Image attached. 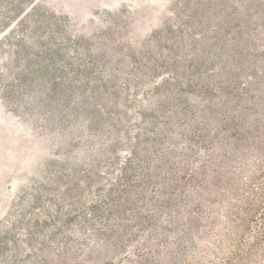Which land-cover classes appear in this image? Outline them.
<instances>
[{"label":"rangeland","instance_id":"374dc122","mask_svg":"<svg viewBox=\"0 0 264 264\" xmlns=\"http://www.w3.org/2000/svg\"><path fill=\"white\" fill-rule=\"evenodd\" d=\"M206 102L264 107V0H0V264L240 263L146 200Z\"/></svg>","mask_w":264,"mask_h":264},{"label":"trees","instance_id":"16d2710c","mask_svg":"<svg viewBox=\"0 0 264 264\" xmlns=\"http://www.w3.org/2000/svg\"><path fill=\"white\" fill-rule=\"evenodd\" d=\"M244 110L216 114L206 102L200 110L189 111L186 146L178 151L174 144L165 151L149 146V177L158 180L159 188L149 189L146 200L171 206L191 220L193 232L182 230L193 246L190 256L215 257L225 245L237 260L247 262L264 251V107L248 116ZM108 176L110 193L131 185L124 168ZM223 261L228 264L225 256Z\"/></svg>","mask_w":264,"mask_h":264}]
</instances>
